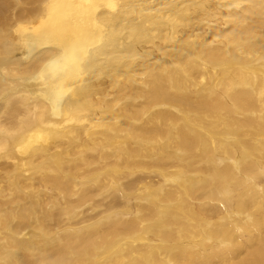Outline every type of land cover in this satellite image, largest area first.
Wrapping results in <instances>:
<instances>
[{
    "label": "bare ground",
    "instance_id": "6f19581e",
    "mask_svg": "<svg viewBox=\"0 0 264 264\" xmlns=\"http://www.w3.org/2000/svg\"><path fill=\"white\" fill-rule=\"evenodd\" d=\"M150 1L152 4L148 6L143 4L144 0H0V176L5 181L1 184L7 185L12 197L26 201L21 188L27 181H22H31L29 186L33 187L38 183V187L43 188V193L37 194V199L35 197L38 207L47 197L44 191L53 189L59 190L55 199L58 205L62 200L70 207L89 201L96 206V211L104 212L102 221L94 224L91 231H81L80 237L77 234L74 238L72 234L75 232H58V240L47 253L50 254L48 260L46 258L47 264L67 261L68 252L75 257H70L73 264H82L84 254L89 256L97 247L99 249L101 242L107 247L114 238L111 246H117L113 247L115 252L112 254L119 258L112 257L116 260L110 264L122 262L121 257L128 258L129 264H264V183L260 185L255 181L264 177V156H259L261 152L250 143L255 136H249V141L245 142L246 149L251 148L250 157L245 152H237L234 156L232 143L216 140L212 155L218 152L214 156L218 163L210 168L212 173L207 179L211 182L212 178H217V172H222L226 184L214 185L215 190L209 192L205 187V191L213 192V196L204 201L197 200L204 198L199 195L200 187L194 190V187H186V182L174 185L155 180L151 182L158 192L148 200L145 196L152 192L147 178L149 182L151 176L145 174L144 169L153 171L148 169L154 166V171L159 173L162 163L163 168L174 167L177 165L172 160H186L188 156L193 160L200 158V164L203 163L205 149L199 152L197 147L201 141L193 139L197 136L196 128L188 129L183 124L188 119L195 121L199 116L197 113L187 115L185 109L202 110L215 106L218 108L211 109L209 114L218 113L224 119L235 117L237 122L242 119L243 124L253 123L251 119L260 121L256 116L264 107V0H221L223 3L217 0L195 3L192 0L191 4L181 1L184 3L182 7L188 11L182 16L167 10L179 0ZM220 3L223 10L218 8ZM251 3L256 5L249 7ZM246 10L248 16L244 15ZM250 11L256 15L250 13L251 16ZM201 17H205L206 22H224L227 27L221 31L214 29L216 26L212 27V24H204L202 26H209V30L203 36L202 32L194 31L199 23L196 21ZM156 18L161 19V23ZM163 18L167 20L163 21ZM252 32L254 38L255 35L259 37V44L248 35ZM173 33L183 34L185 45H179L178 37H173ZM240 34L249 42L241 41L243 48L239 43V47L230 50V43H235ZM208 35L223 37L218 40L223 46L220 43L214 45L215 42L213 46H199L200 41L209 39ZM231 53L238 57L240 64L225 61ZM155 55L160 61L158 64L153 59ZM199 55L215 62L202 60ZM257 56L261 61L256 60ZM245 57L250 60L242 64ZM163 59H167L170 66L165 65ZM132 70L136 72L133 77ZM171 70L182 76L173 77ZM206 74L212 77L214 88L223 86L224 89L215 91L217 95L210 104L197 103L194 93L186 95L181 87L187 83L191 91L196 89L197 81L204 79ZM141 77H144V84L139 89ZM116 102L119 104L117 108ZM249 115H253L252 118ZM117 136L131 143L126 154H121V160L110 163L109 173H96L86 181L77 182V177L86 178L90 166V169L97 170L108 156L118 155L114 144L125 145L123 141L114 140ZM256 141L262 143L264 138L259 137ZM54 144L60 148L56 150ZM66 144L68 147L65 148ZM175 144L184 148L177 159L170 155L176 153ZM53 146L56 154L47 156L46 152H53L48 151ZM157 150L164 152L159 155L155 153ZM165 152H168L166 158ZM74 153L78 154L76 160L72 159ZM222 153L231 157L227 159ZM33 163L38 168L37 182L23 177L19 181L22 187L12 188L11 170L17 171L19 166L23 175L26 172L23 168H30ZM187 163L188 166L193 164ZM67 169L75 173H68ZM161 180L165 181L164 178ZM197 181L203 185L201 178ZM131 191L133 196L128 198L127 193ZM244 193L253 200L251 204L255 207H252L259 209L258 216L252 208L249 212L245 210L243 199L242 204L236 202L235 207L232 204ZM11 198L6 205L9 210L5 211H11L12 218H15ZM160 199L175 202L169 205L173 206L168 213L159 205L164 213L159 217L160 221L170 226L163 233V241L157 243L155 222L152 217L145 219L144 215L156 214L154 204ZM44 202L42 209L47 206ZM184 204L188 209L182 212L181 205ZM116 205L125 212H116ZM114 207L116 210H112ZM132 208L136 210V216L125 219ZM237 208L243 211H236ZM57 209L64 213V206ZM176 210L183 215L171 217ZM198 211L221 212L214 220L219 230L213 232L214 226L206 221L203 228L191 224V218L187 216H201ZM57 212L56 215L51 213L55 216L52 218L46 215L48 223L40 224L43 233L58 226L54 224L63 222L58 219L63 213ZM139 214H142L140 218ZM16 215L9 230L12 236L3 233L1 223L0 236L4 246L17 245L12 239L22 228L21 223L24 220L23 224L26 223L25 215ZM42 216L45 218L44 214ZM150 223L154 225H147ZM61 224L66 225L67 221ZM119 237L124 240L119 242ZM61 242L64 247H60ZM56 249H66L65 255ZM32 255V258L37 256ZM45 255L41 254L43 258ZM22 257L23 263L33 264L24 255ZM46 260L45 263L42 262L44 259L40 261L41 264H46Z\"/></svg>",
    "mask_w": 264,
    "mask_h": 264
},
{
    "label": "rangeland",
    "instance_id": "374dc122",
    "mask_svg": "<svg viewBox=\"0 0 264 264\" xmlns=\"http://www.w3.org/2000/svg\"><path fill=\"white\" fill-rule=\"evenodd\" d=\"M181 1H183L184 3H189V4H191V3H193L192 2V0H179L178 2H177V4L176 3H174V5L173 6H171L170 8H168L167 10H168V12H170V13H177V15L178 16H182V15H184L186 12H188V11H186L185 10V7H182V4H184V3H182ZM222 1H224V0H222ZM221 0L219 1V0H217V2H221V3H223ZM146 2H147V4H146ZM194 2L195 3H201L202 2V0H194ZM145 3V5H148V6H150V4H152L151 3V1L150 0H144V2H143V4ZM150 3V4H149ZM220 3V4H221ZM242 4H243V2H242ZM180 5V6H179ZM253 5H256L255 3H251L250 5H249V7L250 6H253ZM202 6H204V5H202ZM221 7H218L219 9H221V10H223V7H222V4L220 5ZM184 10V11H183ZM151 11H152V9H151ZM247 14V10L244 12V15H246ZM250 13H252V15L254 16V15H256V14H254L253 12H249V14ZM251 15V14H250ZM249 15V16H250ZM251 15V16H252ZM246 16H248V14L246 15ZM204 18L205 17H201L200 19H198L197 21H196V24H197V27H196V29H194V31H200V32H198V33H201V34H204L203 36H206V32H208V30H209V26H202V25H204V24H212V27L213 26H216V27H213L214 29H222L221 31H224L225 29L224 28H226L227 26L225 25V23L224 22H216V21H214V22H212V21H210V22H206L207 20H205L204 21ZM157 19V21L159 22V20H161V19H158V18H156ZM167 20V18H163V21H166ZM10 20H8V22H9ZM235 21H237V20H235ZM159 23H161V21L159 22ZM223 24V25H225L224 27H223V25L221 26V24ZM219 24V25H218ZM195 25V24H194ZM212 29V28H211ZM210 29V30H211ZM224 29V30H223ZM193 33V32H192ZM254 32H252V33H250V34H248L250 37L252 36L253 38H254V35H252ZM210 34H212L211 33V31H210ZM213 36H215V35H208L207 36V38L209 37V39L207 40V41H200L198 44H199V46H213V43L215 42V44L214 45H217V46H223L220 42H218V40L219 39H221V38H223V37H218V38H214ZM256 36V38H254V39H252L251 38V40L252 41H255V43H260L259 42V37H257V35H255ZM173 37H178V39L176 40L177 41V43L179 44V45H185V41H184V35L182 34V35H175V33H173ZM227 37H229V36H227ZM245 36H242V34H240L239 36H237L236 37V39H235V43H230V45H229V49L230 50H233L234 48H237V47H239L240 46V44L239 43H241V41H243V42H249L247 39L248 38H244ZM237 39H241V40H237ZM256 39V40H255ZM251 41V42H252ZM258 41V42H257ZM220 43V44H219ZM219 44V45H218ZM234 45V46H233ZM244 46H243V43H241V46H240V48H243ZM251 47V46H250ZM260 51V50H259ZM231 56L230 57H228L225 61H227L228 63H238V64H240L241 63V61H239L238 60V57H236V56H234V54L233 53H231L230 54ZM199 58H201L202 60H205V61H208V62H211L212 64L215 62V60H212L211 58H204V57H202V56H200L199 55ZM154 60H156L155 62H156V64H158L160 61L158 60V56L157 55H155V57L153 58ZM232 59V60H231ZM250 59L248 58V57H245L244 58V60L242 61V64L244 63V62H247V61H249ZM256 60H260L261 61V58H258V56L256 57ZM163 63L166 65V63H167V65L168 66H170V63H168V60L167 59H163ZM199 64V63H198ZM216 64H218V62H216L215 63V65ZM134 73H136L135 72V70H132V72H131V77H133V75H136V74H134ZM171 74L173 75V77H176V78H179V77H181L182 76V74L181 73H178V72H174V71H172L171 70ZM260 76L262 77V75L260 74ZM144 77H141L140 79H139V83H140V88L139 89H142V86H143V84H144ZM212 77H210L209 75H205V78L204 79H202L201 81L199 80V81H197V84H198V86H196V89L194 88V89H192V91L190 90V88H189V84H183L182 85V87H181V90H182V92L184 93V94H186V95H192L193 93V97L196 99V101H197V103H208V104H210L211 103V101H212V99L214 98V95H217L216 93H215V91L216 90H221V89H224V87L223 86H219V87H213L212 86ZM199 83H201V84H199ZM174 91V88H172L171 89V91ZM201 100H203V101H201ZM262 100H263V95H262ZM118 102H119V100H118ZM184 106H185V104L184 103H182ZM114 105H115V107L117 108L118 107V105L119 104H117V102L116 103H114ZM165 106V105H164ZM103 106L101 105V108H102ZM178 107H180V106H178ZM175 108V107H174ZM218 107H215V106H211V108H207V109H202V110H200V109H194V110H190V109H185L188 113H187V115H192V114H196L197 116H199V118H196L195 119V121L194 120H190V119H188L187 121H185V122H183V124L184 125H186V127L188 128V129H194V128H196V134H197V136H196V138H193V139H197V140H199V141H201V144H203L204 145V147H202V145L200 144V146H198L197 147V150L200 152L201 150H202V148H204L205 150H204V157H203V163L202 164H200V162H201V159L200 158H197L196 160H193L192 159V157L191 156H188L187 158H186V160H184V159H179L178 161H176V160H172L173 162V164H176L177 166H174V167H172V166H170V165H168L169 167L168 168H163V163L161 164V166H160V170H159V173H156L155 171H154V166H152V167H150L148 170H153V171H147L146 170V168H144L145 169V174H149L151 177L149 178V182H148V178H147V183H148V185H149V190L152 192V193H148L146 196H145V198H147L148 200L149 199H151L152 198V196H153V193L155 194V193H157L158 192V190L155 192V189H156V187L155 186H153V184H152V180L154 181H160V182H162V183H165V182H170V183H172V184H174V185H176V182H179L180 183V181H182V182H186V184H185V186L186 187H189V188H192V187H194V190H196V189H198L199 187L200 188H202V189H200L199 188V195H201V196H204V198H199V199H197V200H199V201H204V200H206L207 198H210L211 196H213V192H210V194L208 193L209 191H214L215 190V187H214V185H217V186H220V185H224V184H226V181L224 180V178H222V175H223V173L222 172H217V178L216 179H214V178H212V181L210 182L208 179H207V176L208 175H210L212 172L210 171V168H212L213 166H215V165H217V163L218 162H216L215 160H216V158H214V156L216 155V154H218V152H216L215 153V155H212V153H213V151H214V148H215V146H216V144H217V142H216V140H221V141H223V142H226V143H232V144H230V145H232L233 146V148H235L233 151H235V153H234V156L237 154V152H245V154L247 155V157H250V156H252L251 155V153L249 152V150H251V148L250 147H248L247 149H246V143L245 142H248L249 141V136H251V137H253V136H255V138H254V140L253 141H251L250 143H252V144H254V147H256L260 152H261V154H258L259 156H261V157H263L264 156V141L262 142V143H259V142H257L256 140L259 138V137H261V138H264V120H263V117H264V107H262L261 109H260V111H259V113L257 114V116H256V118H258L260 121H263V122H260V121H255V120H252L251 119V122H253V123H250L249 122V124H248V122H245V124H243L242 122H240V121H242V119H240V121H236L235 120V117H231V118H229V119H224L222 116H220V114L219 115H217V114H209V112H210V110L211 109H217ZM252 111V110H251ZM253 111H254V109H253ZM47 116V115H46ZM251 118H252V116L253 115H249ZM222 117V118H221ZM240 117V116H239ZM217 118V119H216ZM219 118L220 119H222L223 121H221V120H219ZM239 123V124H237V123ZM169 124V123H168ZM192 124V125H191ZM248 124V125H247ZM255 126H253V125ZM262 124V125H261ZM251 125V126H250ZM32 126H34V125H32ZM260 126H262V127H260ZM260 127V128H259ZM257 128V129H256ZM262 135H261V134ZM253 135V136H252ZM66 137L68 138V135H66ZM115 141H123L124 142V147H122L121 145H119V143L118 144H114V150H115V152H117L118 153V155L117 156H108L107 158H106V160H105V162H103L102 164H101V167H99L97 170H93V169H90V167L87 169V174H86V178H84V176H82L83 174H84V171H83V174L82 175H80V176H82L81 178L80 177H77V182H83V181H86L87 179H89L88 177H92L93 175H95L96 173H100L99 175H102V174H107V172L109 173L110 171L108 170V169H110V167L112 166V164H110V163H114L115 162V160L116 161H119V160H121V158H122V156H121V154H126V152H127V149H128V147L129 146H131V143L130 142H127L122 136H117L115 139H114ZM54 142H55V139H54ZM68 144V143H67ZM66 144V146H65V148L66 147H68V145ZM81 145H83V142L81 143ZM176 145V148H174L175 149V154L173 155V154H170L171 156H172V158L174 159H177L176 157H179V153L181 152V151H183L184 150V148H183V146H179V144H175ZM54 146H55V144H54ZM54 146H53V148H51V149H49L48 151H50V150H52L53 152H51L50 151V153L49 152H46V155L47 156H49L50 154H51V156H53L54 155V153L56 154V152H54L55 150H53L54 149ZM57 146H55V149L57 150V149H59V148H56ZM75 151V150H74ZM160 152H164V151H159V150H157L155 153H160ZM13 153V152H12ZM166 154H165V157L164 158H166V155H168V152H165ZM76 154V155H75ZM78 154L77 153H74L73 154V156H74V158H73V156H72V159L74 160H76L77 158H78V156H77ZM146 155H148L147 153H146ZM159 155H161V154H159ZM223 157H226L227 159H229V157H231L229 154H227V153H222L221 154ZM239 155V154H238ZM14 156H15V154H14ZM47 156H45V157H47ZM199 156H201V153L199 154ZM245 156V155H244ZM16 157V156H15ZM17 158V157H16ZM235 159H236V157H234ZM54 159V158H53ZM254 159H256V157L254 158ZM17 160H18V158H17ZM188 161H190V162H193V164H191V166H188ZM205 161V162H204ZM175 162V163H174ZM209 162V163H208ZM259 162H260V160H259ZM170 164H171V161L169 162ZM36 164V163H35ZM34 163L30 166V168H26V166L23 168V170H26V172H24L23 173V175H22V171H20L19 170V166H18V170L17 171H14L13 169V171L11 170V177H12V180H13V182H12V188H14V186L15 187H17V188H20V187H22L21 189H23L22 190V193L24 194L23 195V198H24V196H25V199H26V201L23 199H21V198H17V196H11V194H8V187H7V185H2L1 183H4L5 181L4 180H2L1 178V176H0V220H3V221H0V229L2 228V224H3V233L7 236V237H10V236H12V234H11V232H9V230H10V226H11V223H13V221H14V219L16 220V218H17V215L16 214H21V216L23 217L24 215V219H26V223L25 224H23L24 223V221L21 223V226H22V228L20 227V229H19V232H17L16 233V235L13 237V239L12 240H16L17 241V245H9V246H4V240H3V238L0 236V264H8V262L7 261H11V262H13V263H11V264H26V263H23V261H24V259H23V255H24V258L25 259H27V260H31L30 262L31 263H33V264H41V262L40 261H42L43 259H44V261H42V262H44L45 263V260H46V258L48 257L49 258V256H50V254H47L48 252H49V249H52V247L53 246H51L52 244H54V242H56V240H58L56 237H57V235H58V232L59 233H64V231H65V233L67 232V233H70V232H75V233H70V234H72L73 236H74V238H76L78 235V237H80V233H82L83 231H86V230H88L89 229V231H91L92 229V226H94V224H97V223H100L102 220H100L101 218L103 219L105 216V214H104V212H102L100 209H98L97 211H96V206H92L90 203H89V201H86L85 202V204H83V202L82 203H79L78 204V206H76V208H75V206L73 205V206H68V205H66L65 203H64V200H62V201H60L59 202V205L55 202L56 200H57V196H58V193H59V190H53V189H49L47 192H45L44 191V193L47 195V197H45V199H44V201L46 202V208L44 207V209H42L43 207H41L42 205H43V202H41V206L40 207H38L39 205V203H38V201L36 200L35 201V197H36V199L38 198L37 196V194H39V193H43V188H41V187H38V183H36L37 182V178H36V175H37V167H36V165H35ZM172 164V165H173ZM179 165V166H178ZM209 166V167H208ZM219 166V165H218ZM28 169V170H27ZM89 169H90V171H89ZM165 169H166V171H165ZM167 169H169V170H167ZM164 170V171H163ZM169 171V172H168ZM217 171V170H216ZM218 171H220V169L218 170ZM67 172L69 173H75V172H73V170H68L67 169ZM88 172H90V173H88ZM168 172V173H167ZM81 173V171H79L78 172V174H80ZM155 173V174H154ZM77 174V175H78ZM160 174H162V175H160ZM17 175V176H16ZM21 175H22V177H21ZM31 175L32 176H34L33 178H31ZM158 175V176H157ZM15 176V177H14ZM21 177V178H20ZM23 177L25 178V177H27V178H29L30 177V180H34V183H36L37 184V187L38 188H36V184L34 185L35 187H33V186H31V188H30V186H29V184H31V181H29V180H23L22 181V179H23ZM160 177V178H159ZM164 178L165 179V181H162L161 179L162 178ZM14 178V179H13ZM36 180H35V179ZM198 178H201L202 180H203V185H201L200 186V181H197V179ZM20 179H21V181L22 182H25V181H27V182H25L22 186L19 184V181H20ZM80 180H82V181H80ZM144 180H146V179H144ZM143 180V181H144ZM256 183L257 184H260V185H263V183H264V177L262 178V177H260V178H256ZM18 182V183H17ZM90 181H88L87 183H89ZM27 183V184H26ZM229 183H230V180H229ZM211 184H213V185H211ZM220 184V185H219ZM3 186V187H2ZM29 186V187H28ZM205 187H206V189L208 190V192L207 191H205L206 189H205ZM208 187H210V188H208ZM264 187V186H263ZM262 187V188H263ZM30 188V189H29ZM231 188H233V186L231 187ZM157 189H158V187H157ZM212 189V190H211ZM38 190V191H37ZM148 190V191H149ZM4 191V192H3ZM29 191V192H28ZM37 192V193H36ZM264 192V191H263ZM16 193V192H15ZM26 193V194H25ZM53 193V194H52ZM234 193H236V191H234ZM20 194H21V192H20ZM206 194H207V196H206ZM9 195V196H8ZM127 197L128 198H131L132 196H133V192L131 191L130 193H127ZM130 195H132V196H130ZM3 196V197H2ZM26 196H27V198H26ZM52 196V197H51ZM12 197V198H11ZM126 197V199H128ZM6 198H7V200H6ZM11 198V199H13L12 201H11V204L13 205L12 207L14 208L13 210L14 211H16L15 213H14V211H13V214H15V215H13V217H15V218H12V212L11 211H5V210H9V208L6 206L8 203H9V199ZM33 198V199H32ZM47 198V199H46ZM17 199V200H16ZM56 199V200H55ZM244 201H243V200ZM249 199V200H248ZM29 200H30V202H29ZM31 200H32V204H31ZM152 200V199H151ZM23 202V203H18V202ZM177 201V200H176ZM242 201L243 202H245L243 205V207H245V210L246 211H251L252 209V211H253V213H256V215L258 216V212H259V209H257V208H254L255 206H254V204H251V202H253V200H251V198L249 197V195L247 194V193H244V194H242L241 196H240V198L239 199H236V200H234V202L232 203L233 205H234V207L236 206V202H239V203H241L242 204ZM28 202V203H27ZM45 202H44V205H45ZM48 202V203H47ZM62 202V203H61ZM175 202V201H174ZM174 202H171V201H163V200H158V201H156L155 202V204H154V206L156 207L155 209L158 211H156V214H152V216L151 215H144L145 216V219L147 218V220L150 218V217H152V222H155L154 224H152V223H150V224H147V225H154L155 227H154V229L156 230V238H155V240H156V242L157 243H161L162 241H163V239H164V235H163V233L164 232H166V231H168V229L167 228H169V224L168 223H166V224H168V225H166V224H164L163 222H161L160 221V219H159V217L160 216H162L164 213H162L161 212V210L162 209H164L165 210V212L166 213H168V211L167 210H169V209H171V207L173 206H169V205H171V204H174ZM247 202H249L250 203V205L247 203ZM6 203V204H5ZM235 203V204H234ZM246 203H247V205L248 206H246ZM29 204V205H28ZM34 204V205H33ZM66 206H65V205ZM81 204V205H80ZM21 205V206H20ZM28 205V206H27ZM32 205V206H31ZM64 206V213H63V211L62 210H60V209H57L58 207L59 208H61L62 209V207ZM89 205V206H88ZM118 205H121V203L118 201ZM159 205H160V208L162 207V209H160L159 208ZM164 205H166V206H164ZM168 205V206H167ZM252 205L254 206V207H252ZM23 206V207H22ZM34 206H35V208H34ZM58 206V207H57ZM182 207H183V210H182V212H184V210H186V209H188L187 208V206L184 204V205H181ZM250 206V207H249ZM6 207V208H5ZM72 208L73 210H71L70 208ZM79 207V208H78ZM115 207L117 208V210L115 209ZM114 208H112V210L114 209V210H116V212L117 211H121L122 209L119 207L118 208V206L116 205ZM158 207V208H157ZM242 207V208H243ZM248 207V208H247ZM69 208V212H68V209ZM74 208L75 209H77V210H75L74 211ZM88 208V209H87ZM249 208H250V210H249ZM252 208V209H251ZM17 209V210H16ZM79 209V210H78ZM85 209H87V210H85ZM255 209H257V210H255ZM42 210H44V211H42ZM50 210H52V212L50 211ZM57 210H59L60 211V213L62 214H59V215H61V218H60V216H58L57 218L58 219H60L61 221H63V222H61V221H59V223L61 222V223H64V224H66V221H67V224L66 225H63V224H61L60 223V225L58 224V223H56V224H54V225H58V226H54V225H52V226H54V227H51L49 224V226L51 227V229H50V232H48V233H43L42 232V230H40L41 229V227L43 226L42 224H47L48 223V221L46 222V220L45 219H47V216H48V218H52V217H55L54 215H56V213H58L57 212ZM236 211H241L242 209L241 208H237V209H235ZM20 211V212H19ZM22 211V212H21ZM27 211H29L28 213H27ZM49 211V212H48ZM98 211H99V213H98ZM102 213H101V212ZM193 211H194V209H193ZM192 211V212H193ZM243 211V210H242ZM11 212V213H10ZM49 214H48V213ZM52 214H54V215H52ZM56 212V213H55ZM78 212V213H77ZM121 212H125L124 210L123 211H121ZM161 212V213H160ZM176 212L177 213H172L171 214V217H176V216H178V215H183L181 212H178L177 210H176ZM201 213V211H198V213ZM4 213V214H3ZM39 213V214H38ZM47 213V214H46ZM76 213V214H75ZM160 213V214H159ZM211 213V214H210ZM203 212V213H201L200 215L201 216H199V215H195V214H190V216H187V218L189 219V217L191 218V220H190V222H191V224H195V225H197L199 228H203V227H205V221L207 222V223H209L210 225L212 224L213 226H214V228H212L213 230V232H214V230L215 229H217V230H219V225H216L217 224V222H215L214 220L216 219V217H217V215H221V212L219 213H216L215 211H212V212ZM1 214H3V215H5V217L4 216H2ZM45 215V218H44V216H42V215ZM82 214V215H81ZM91 214V215H90ZM92 214H95V216H93ZM100 214H101V216H100ZM203 214V215H202ZM205 214H208V215H205ZM18 215V216H19ZM29 215V216H28ZM47 215V216H46ZM132 215V217L134 218L135 216H136V210L134 209L133 210V208L130 210V212L129 213H127V215H126V217H125V219L126 218H132V217H129V216H131ZM140 215H142V214H139L138 215V217L140 216ZM35 216V217H34ZM62 216H63V220H62ZM144 216L142 217V218H144ZM149 216V217H148ZM212 216V217H211ZM26 217V218H25ZM77 217V218H76ZM92 217V218H91ZM141 217V216H140ZM139 217V218H140ZM40 218V219H39ZM44 218V219H43ZM85 218H86V220H85ZM141 218V219H142ZM209 218V219H208ZM42 219V220H41ZM53 219H55V218H53ZM144 219V220H145ZM169 219H170V217H169ZM28 220V221H27ZM64 220H66L65 222H64ZM93 220V221H92ZM174 220V219H173ZM203 220V221H202ZM10 221V222H9ZM43 221H45V223L43 222ZM55 221V220H54ZM83 221V222H82ZM28 222V223H27ZM2 223V224H1ZM172 223L174 224V221H172ZM42 226H41V225ZM70 224H72V225H70ZM86 224V225H85ZM170 224H171V222H170ZM14 225V224H13ZM142 225H140V228H142L141 227ZM212 226V227H213ZM56 227V228H55ZM90 227V228H89ZM5 228V229H4ZM54 228V229H53ZM84 229V230H83ZM178 229V228H177ZM221 229V228H220ZM2 231L0 230V235H1V233H2ZM55 231V234L54 233H52V232H54ZM82 231V232H81ZM26 232V233H25ZM53 234V235H52ZM78 234V235H77ZM77 235V236H76ZM18 236V237H17ZM81 236H82V234H81ZM55 238V239H54ZM109 238V237H108ZM114 238V237H113ZM112 238V239H113ZM120 238V237H119ZM119 238H118V241L119 242H121L122 240H124V238L122 239V238H120V240H119ZM37 239V240H36ZM53 239H54V241H53ZM63 240V239H62ZM116 240V238H114L113 239V241L112 242H110L109 244L108 243H106V245H107V247H105V245H102L104 242H101V244H100V247H99V249H98V247H97V249L96 250H94V251H92L91 253H89L90 255L88 256V254H84L83 256H84V262H82V264H110V263H112V262H110V261H114V260H116L117 258L116 257H118L119 258V256H116L115 254H112L113 252H115L114 250V248L117 246H111V245H114V241ZM35 241H37L36 242V244L34 243ZM58 242V241H57ZM39 243V244H38ZM113 243V244H112ZM21 246H20V245ZM32 244V245H31ZM34 244V245H33ZM62 244H64V243H62L61 242V245H60V247L62 246ZM3 246V247H2ZM43 246V247H42ZM4 247H6V248H4ZM40 247V249H38ZM45 247H46V249H45ZM48 247V248H47ZM62 247H64V245L62 246ZM102 247V248H101ZM33 249V250H32ZM38 249V250H37ZM54 249V248H53ZM29 250H31V252H28ZM44 250V251H43ZM47 250V252H46V255H45V251ZM98 250V251H97ZM34 251V252H33ZM35 251L39 254V252L38 251H41V253L38 255L37 253H35ZM42 251H43V253H42ZM55 251H57V252H59V253H61V254H63V255H65V253H66V249H63V250H61L60 251V249H56ZM71 251H75V252H77V250H71ZM28 255H27V254ZM30 253H31V255H30ZM34 253V255H37V256H35L34 258H35V260H34V258H32L33 257V254ZM41 254H42V256L43 255H45L44 257L45 258H43L42 256H41ZM67 255H69L68 257H67V261H61V263L60 262H58V264H73L72 263V259L70 260V257L71 258H75L74 257V255H71L70 254V252H68V254ZM32 256V257H31ZM42 258H41V257ZM54 256H55V258H57V253H55L54 254ZM110 256H111V258L112 257H114L115 256V258L116 259H110ZM33 259H31V258ZM38 257V258H37ZM92 257H94V258H92ZM14 258V259H13ZM39 258H41L40 259V261H39ZM48 258H47V260H48ZM87 258V259H86ZM122 258V262H118V263H116V264H129V259L127 260L125 257H121ZM120 258V259H121ZM10 259H12V260H10ZM16 259V260H15ZM18 260V261H17ZM23 260V261H22ZM38 260V261H37ZM47 260H46V264H47ZM70 260V261H69ZM20 261V262H19ZM69 261V262H68ZM98 261V262H97ZM7 262V263H6ZM9 263V264H10ZM44 263H42V264H44ZM77 262H75L74 264H76ZM52 264H54V263H52ZM77 264H81V263H77Z\"/></svg>",
    "mask_w": 264,
    "mask_h": 264
}]
</instances>
